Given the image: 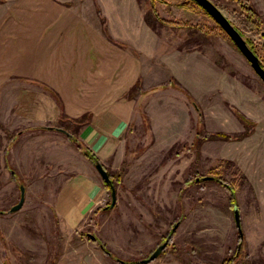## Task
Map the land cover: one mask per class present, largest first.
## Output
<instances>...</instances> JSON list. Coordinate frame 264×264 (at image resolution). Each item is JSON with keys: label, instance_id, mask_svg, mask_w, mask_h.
Masks as SVG:
<instances>
[{"label": "rangeland", "instance_id": "rangeland-1", "mask_svg": "<svg viewBox=\"0 0 264 264\" xmlns=\"http://www.w3.org/2000/svg\"><path fill=\"white\" fill-rule=\"evenodd\" d=\"M11 1L0 0V10ZM183 1L68 0L69 16L76 19L72 33L100 38L106 45L100 52H128L137 61L134 94L128 98L125 93L135 99L136 110L122 155L106 167L114 175L116 203L95 211L65 238L68 233L61 234L55 226L59 222L43 211L40 195L42 184L52 199L64 161L47 153L43 166L50 162L56 167H37L40 156L33 139L20 147L11 137L34 126L8 122L5 111L6 122L0 119V210L6 211L0 214V264H229L226 259L239 246L230 264H264V82L231 39L206 32L217 26L213 18L196 6L182 8ZM210 1L252 43L264 67V0H249L263 21L259 33L245 27L242 3ZM190 52L200 60L182 57ZM186 68L191 76H185ZM8 70L4 81L20 79ZM219 71L228 75L233 97L221 88ZM188 77L191 86L184 82ZM208 79L211 85L200 90ZM31 81V87L41 89L28 88L38 93H49L43 84L55 90ZM16 91L0 89L4 107L11 108ZM62 126L73 133L64 121L55 127ZM66 146L63 142L58 148ZM225 184L234 191L232 204ZM21 185L25 201L8 211L19 200ZM106 200L110 203L108 193ZM164 243L155 259L141 262Z\"/></svg>", "mask_w": 264, "mask_h": 264}, {"label": "crops", "instance_id": "crops-1", "mask_svg": "<svg viewBox=\"0 0 264 264\" xmlns=\"http://www.w3.org/2000/svg\"><path fill=\"white\" fill-rule=\"evenodd\" d=\"M61 1L12 0L0 10V68L3 73L0 75V89H17L10 109L4 107L3 98L0 100V119L5 117L6 122L8 114H2L8 111V122L16 126H34L11 137L20 147L33 139L39 149L41 165L37 167H56L50 162L46 166L42 164L44 158L54 153L64 161L63 166H58L65 168L60 171L63 179L52 199L43 193L45 187L42 184L40 195L45 200L43 211L59 222L55 226L61 234L68 233L67 238L86 218L106 207V187L93 161L83 150L92 152L105 168L112 159L122 155L123 137L137 106L135 99L126 98L125 93L137 80L138 68L136 59L128 52H100L106 47L100 38H80L72 33L76 19L69 16L66 8L72 4H66L68 0ZM182 57L192 62L194 57L200 60L194 52ZM203 66L209 70L215 68ZM9 68L11 74L22 80L4 81V72H9ZM185 70V76L192 75L190 69ZM219 72L224 80L221 88L226 96L233 97L228 75ZM31 80L45 83L57 91L68 118L88 113V121L71 127L70 122L63 120L73 133L59 130L60 127L55 126L60 121V107L47 91L39 90L38 93L36 89L41 88L31 87L35 84ZM184 82L191 86L189 77ZM27 85L36 89H29ZM210 85L211 79L202 81L200 90ZM194 95L197 100H202ZM63 142L67 143L66 148L59 149ZM74 143H80L82 148L78 149ZM64 149L70 150L71 154L61 151ZM47 153L49 155L44 156ZM45 177L41 175L40 181L45 183ZM34 181L39 183V180ZM4 212L0 210V214Z\"/></svg>", "mask_w": 264, "mask_h": 264}, {"label": "water", "instance_id": "water-1", "mask_svg": "<svg viewBox=\"0 0 264 264\" xmlns=\"http://www.w3.org/2000/svg\"><path fill=\"white\" fill-rule=\"evenodd\" d=\"M204 9L209 13V15L213 18V20L225 31L231 41L236 45L241 54L245 57V59L249 62L254 72L257 76L264 82V67L261 65L258 56L254 53V51L247 45L244 37L239 32V30L232 24V22L221 12V10L213 4L210 0H195ZM59 130L66 132V130L60 128ZM94 166L101 176L102 180L110 185V207H113L116 203V189L114 185L111 183V177L106 170V168L102 165L101 162L95 161ZM24 203V187L20 186V198L18 202L10 207L8 211H16L22 207ZM234 220L237 226L240 225V216L239 211L234 206ZM91 239H94L95 236L91 235ZM165 243L160 244L155 248L154 251L147 257L141 260L143 263H147L153 259H155L164 249Z\"/></svg>", "mask_w": 264, "mask_h": 264}, {"label": "trees", "instance_id": "trees-1", "mask_svg": "<svg viewBox=\"0 0 264 264\" xmlns=\"http://www.w3.org/2000/svg\"><path fill=\"white\" fill-rule=\"evenodd\" d=\"M153 1V4L155 3V1H160V0H152ZM162 2L164 1V0H161ZM240 4L242 3V6H243V9H244V20H245V27L246 28H249L251 31H253V32H255V33H259L260 32V30H261V26H262V23H263V21H262V19H261V17H260V15L258 14V12H257V10H255L252 6H251V3H250V1L249 0H237ZM66 4H69L68 2H65ZM182 8H184V9H186V10H195V6L196 7H198V8H200L202 11H204L208 16H210L209 15V13L204 9V7L203 6H201L198 2H196L195 0H184L182 3H180L179 4ZM153 14L156 16V12H155V10L153 9ZM211 17V16H210ZM157 19L160 21V22H162L163 24H166V25H174L175 23L174 22H172V21H170V20H167V19H163V18H158L157 17ZM183 25H186V23H184ZM215 31H218V32H220V33H222L223 35H225V36H227L228 37V35L225 33V31L217 24V26L216 27H213V28H208L207 30H206V32L207 33H212V32H215ZM229 38V37H228ZM230 39V38H229ZM245 39V41H246V43H247V45L254 51V53L258 56V58H259V60H260V63H261V65L263 66V63H262V60H261V58L259 57V55L255 52V50H254V48L252 47V43L249 41V40H247L246 38H244ZM235 45V44H234ZM236 46V45H235ZM222 68H223V65L221 64V63H218ZM225 69V68H224ZM229 72V71H228ZM230 73V72H229ZM139 80V79H138ZM138 82V81H137ZM137 82H135L132 86H131V88L128 90V94L126 95V97H128V98H132V94H134V92L132 91L134 88V86L137 84ZM43 86L45 87V88H47L48 90H49V93H50V95L51 96H53L54 97V99H55V101L57 102V104H58V106L60 107V110H61V112H60V117H59V119L61 120V121H63V120H65L66 118H67V116L65 115V113H64V110H63V106H62V102H61V99H60V96H59V94L55 91V90H53L52 88H50V87H48V86H46V85H44L43 84ZM133 88V89H132ZM71 121H69L71 124V127H74V126H76V125H80V124H83V123H85L86 121H88V119H89V114L88 113H85V114H83L82 116H80V117H78V118H69ZM41 128H44V127H41ZM46 128V127H45ZM224 135V134H223ZM225 137H227L228 135H224ZM221 137H223V136H221ZM75 144V146L78 148V149H81L82 148V146L80 145V143H74ZM83 152L85 153V155H87V157H89L92 161H93V163L95 162V161H98V159L96 158V156L92 153V152H90L89 150L87 151V150H83ZM106 170L108 171V169L106 168ZM108 173H109V175H110V177H111V183L114 185V183H115V179H114V175H113V173L112 172H110V171H108ZM202 179V178H201ZM200 178H198V180H201ZM205 179H210V177H207V178H205ZM219 182H221V183H223L224 184V182H222V181H220V180H218ZM103 184H104V186L106 187V190H107V193L110 195V185L109 184H107V183H105L104 181H103ZM225 187H226V189H227V191H228V193L230 194V196H231V204H232V202H233V189L231 188V186H227L226 184H225ZM110 203H106V207L107 208H109L110 206ZM234 206V205H233ZM105 207V208H106ZM238 232H240V231H238ZM94 240H95V238H94ZM168 244V243H167ZM167 244H166V246H167ZM240 247V246H239ZM237 248V250H239L240 248ZM237 250H234V255H233V257L232 258H228V259H226V262H228L229 264L231 263V261L233 260V259H237V257H238V254H237ZM120 261H122L123 262V260H120ZM225 263V262H224ZM243 264H250V262L249 261H246V262H243Z\"/></svg>", "mask_w": 264, "mask_h": 264}]
</instances>
